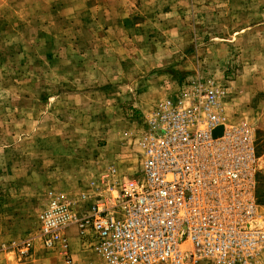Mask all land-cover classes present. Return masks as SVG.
<instances>
[{"label":"rangeland","instance_id":"1","mask_svg":"<svg viewBox=\"0 0 264 264\" xmlns=\"http://www.w3.org/2000/svg\"><path fill=\"white\" fill-rule=\"evenodd\" d=\"M193 82L252 131L264 226V0H0V264H90L74 226L36 239L48 194L110 203L144 116Z\"/></svg>","mask_w":264,"mask_h":264},{"label":"built area","instance_id":"2","mask_svg":"<svg viewBox=\"0 0 264 264\" xmlns=\"http://www.w3.org/2000/svg\"><path fill=\"white\" fill-rule=\"evenodd\" d=\"M180 93L144 116L136 137L139 169L110 203L48 194L36 236L45 248L66 247L64 230L74 226L93 255L90 264L254 260L264 248V226L255 223L259 155L252 131L230 128L214 138V129L227 126L224 91L193 82ZM30 245L24 241L23 251Z\"/></svg>","mask_w":264,"mask_h":264},{"label":"bare ground","instance_id":"3","mask_svg":"<svg viewBox=\"0 0 264 264\" xmlns=\"http://www.w3.org/2000/svg\"><path fill=\"white\" fill-rule=\"evenodd\" d=\"M212 89H215V88H212ZM181 95V93L180 94H177V95H174L172 98H175V97H178V96H180ZM219 127H221V126H219ZM230 128H237V127H233V126H226L225 128H223L222 129V134H224V132H226V130L225 129H230ZM239 129H241V128H238V130ZM229 134H231L230 132H228ZM220 135V136H218V137H216V138H221V137H223V135ZM215 138V137H214ZM223 151H225V149L224 148H222V152ZM259 162V161H258ZM257 167H258V164H257ZM255 223H257L258 225H261V223H262V220H261V218L259 217L258 219H256L255 220ZM252 225H250V224H247V227H251ZM179 239H181V237H179Z\"/></svg>","mask_w":264,"mask_h":264}]
</instances>
